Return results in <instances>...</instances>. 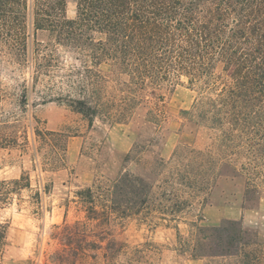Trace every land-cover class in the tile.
Returning a JSON list of instances; mask_svg holds the SVG:
<instances>
[{
    "label": "trees",
    "instance_id": "obj_1",
    "mask_svg": "<svg viewBox=\"0 0 264 264\" xmlns=\"http://www.w3.org/2000/svg\"><path fill=\"white\" fill-rule=\"evenodd\" d=\"M77 4L76 17L69 18L67 0H0V55L21 66H34L35 82L43 76L57 78L68 88L61 99L90 124L100 116L126 123L137 110L146 108L148 121L160 128L167 118L164 87L185 77L197 96L182 113L197 125L217 131L219 152L214 158L210 152L205 155L191 149L186 173L195 170L203 175L212 170L208 196L223 188L219 198H241L242 207L261 198L264 0H78ZM31 20L36 31L52 35L55 46L74 53L79 65L62 73L65 68L56 50L41 42L30 55ZM103 64L108 65L106 70ZM3 116L0 111V119ZM15 127L16 122L0 120V151L19 144ZM35 133L53 143L43 161L34 154L35 166L59 167L67 151L64 133L39 127ZM131 156L127 154L126 159ZM237 180L243 186L235 191ZM171 184L164 181L160 186L164 201H156L153 183L124 171L112 184L89 186L78 195L90 199L89 219H96L100 205L107 221L112 213L125 217L156 209L161 214L156 218L166 219L168 214L176 218L198 187L187 184L172 194L164 188ZM229 184L234 190L225 189ZM31 189L26 171L17 178L0 179V208ZM36 194L41 199L40 191ZM7 229L0 223V264H4ZM254 237L240 220L227 219L214 227L196 223L188 245L194 256L210 249L213 256L241 255L245 264L261 263L264 250L252 247Z\"/></svg>",
    "mask_w": 264,
    "mask_h": 264
},
{
    "label": "rangeland",
    "instance_id": "obj_2",
    "mask_svg": "<svg viewBox=\"0 0 264 264\" xmlns=\"http://www.w3.org/2000/svg\"><path fill=\"white\" fill-rule=\"evenodd\" d=\"M77 2L67 0L69 18L76 17ZM30 32V55L41 42L56 50L65 68L62 73L79 65L74 53L55 46L52 35L36 31L32 20ZM101 68L106 70L108 65ZM33 70L34 66H21L0 55V111L4 115L0 120L16 122L14 130L19 135V144L0 151V179L17 178L26 171L32 185L31 190L0 208V223L8 228L4 264H245L241 255L213 256L210 249L194 256L188 245L196 223L214 227L227 219L240 220L255 234L252 247L264 250V190L261 198L242 207L241 198H219L223 188L208 196L212 170L203 175L195 170L186 173L191 149L205 155L210 152L214 158L219 152L217 131L197 125L182 113L192 107L197 96L185 77L164 87L167 118L159 128L148 121L146 108L137 110L126 123L100 116L90 124L61 99L68 93L67 86L46 76L35 82ZM36 127L64 133L67 151L59 167L35 166L34 154L37 152L38 161H43L53 146L36 135ZM129 153L131 160L126 159ZM124 171L153 183L156 201H164L160 186L166 180L172 181L164 187L172 194L180 193L187 184L198 188L177 219L170 214L166 219L156 218L161 215L156 209L125 217L112 213L107 221L106 213H100L101 205L97 206L96 219H89L90 199L79 196L78 191L112 184ZM234 182H238V191L243 182ZM229 185L225 189L234 190ZM254 264H264V258Z\"/></svg>",
    "mask_w": 264,
    "mask_h": 264
}]
</instances>
